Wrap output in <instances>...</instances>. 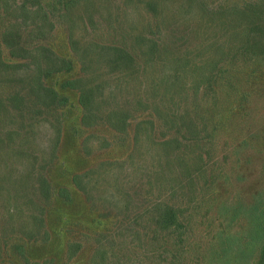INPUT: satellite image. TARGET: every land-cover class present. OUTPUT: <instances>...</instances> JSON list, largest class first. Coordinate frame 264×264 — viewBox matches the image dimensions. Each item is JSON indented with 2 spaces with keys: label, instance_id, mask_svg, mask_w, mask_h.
<instances>
[{
  "label": "rangeland",
  "instance_id": "374dc122",
  "mask_svg": "<svg viewBox=\"0 0 264 264\" xmlns=\"http://www.w3.org/2000/svg\"><path fill=\"white\" fill-rule=\"evenodd\" d=\"M149 1L90 0V6L87 3L78 10L90 23L89 32L78 19L76 36L121 44L123 31L145 30L148 19L156 15V25L167 44V17L190 20L194 28L201 14L195 9L187 13L189 9L167 8V0H154L156 5L149 7ZM250 1L201 3L211 12ZM11 3L0 0V32L13 16L5 10ZM182 13H187L186 17ZM53 22V32L45 44L74 65L71 74L44 78L46 86L67 98L66 105L55 113L39 112L41 104L36 93H31L34 90L29 91L23 72L25 60L12 59L0 41V60L18 62L16 73L0 75V99L5 102L4 108L0 107V264H90L98 232L109 237L100 240L107 259L97 264H165L153 257L154 247L145 237L149 216L135 220L158 195L153 189L157 178H150L149 172L160 167L149 157L156 153L150 152V146L143 144L138 158L127 164L125 171L117 165L111 175L108 171L92 180L88 184L92 202L70 182L71 175L100 162L124 160L132 150L133 126L138 120H153V137H177L185 152L188 169L177 181L169 173L171 167L162 165L179 187L175 194L167 193V201L186 211L185 248L177 264H264V59L244 56L243 62L224 64L232 72L237 66L244 71L232 75L229 83L218 78L192 86L194 79L187 76V91L177 104L167 101V85L159 80L164 75L153 66L132 87L117 90L110 104L119 101L136 108L126 134L119 139L103 122L81 125L77 93L61 88L65 78L79 74L80 66L68 48L64 23L57 17ZM191 40L186 37L182 41L187 46ZM101 63L102 74H107V65L104 60ZM163 69L167 74L171 67ZM139 98L143 103L134 104ZM155 104L160 120L152 113ZM172 112L181 118L167 119ZM193 163L199 172H193ZM42 178L48 183L47 193L39 188ZM60 187L69 190L70 201L57 198Z\"/></svg>",
  "mask_w": 264,
  "mask_h": 264
},
{
  "label": "trees",
  "instance_id": "16d2710c",
  "mask_svg": "<svg viewBox=\"0 0 264 264\" xmlns=\"http://www.w3.org/2000/svg\"><path fill=\"white\" fill-rule=\"evenodd\" d=\"M89 1L11 0L12 3L5 8L6 13H12L13 16L0 32V41L12 59L25 60L23 72L29 91L34 90L31 93H36L35 98L39 99L41 106L38 109L41 114L42 110L46 114L52 111L55 113L67 103L65 96L44 84V78L56 74L68 75L74 70L71 59L55 53L45 44L46 39L53 32L55 17L64 23L68 48L80 66L79 74L65 78L61 88L77 93V101L82 110L80 118L82 126L89 127L97 122H103L119 139L126 134L131 113L136 108L135 106L129 108L119 101L113 106L110 104L116 97L117 90L121 87L124 89L132 87V83L140 75L151 72L153 66L159 67L164 75L159 80L164 87L167 85V101L177 104L187 91V76L194 79L192 86L209 83L218 78L229 83L230 77L244 71L237 66L232 72L224 68V64L229 62L234 65L238 60L243 62L244 56L248 59H264V0H252L242 6H220L211 12L203 8L202 0H167V8L182 12L189 9L187 13L193 9L201 12L194 28L190 20L177 21L175 15L171 19L167 17V44H165L163 38L165 34L156 25L158 18L152 15L145 30L123 31L121 44L116 45L102 44L76 36L74 26L78 19L86 32L88 28L90 29V23L78 14L80 7L86 6ZM154 2L151 0L147 4L149 7H154L156 5ZM18 13L22 15L21 18ZM187 13L182 14L186 17ZM87 18L90 19L92 16L88 15ZM175 25L182 28H174ZM216 30L220 33L216 34ZM210 32L214 36H211ZM155 33L159 34L154 36ZM186 37L192 39L187 46L182 41ZM102 60L109 69L107 74H102V68L99 67L102 65ZM166 65L171 67L167 74L163 69ZM93 66L97 68L93 69ZM17 67L18 62L5 63L0 60V75L3 73L12 75L16 73ZM150 86L151 84L146 87L145 92L150 90ZM141 98L134 100V104L143 103ZM3 103L5 102L0 99L1 108L5 106ZM158 110L156 105L155 112L152 113L157 120H160ZM178 118L180 119L181 116L174 112L167 114V119L170 121ZM55 119L59 122L57 116ZM153 129V120L136 121L132 132V150L124 160L100 162L81 173L71 175L70 182L85 200L92 202L88 190V184L92 180L108 171V176L111 175L117 165L122 166L125 171L128 168L127 164L132 165L134 158H138L142 145L147 148L150 146V152L156 153L149 157L153 162H158L160 167L149 172L150 178L160 179V181L156 179L153 186V189H157L158 195L143 213L135 217V220L141 221L144 215L149 216L146 222L149 232L145 237L148 236V244L154 247L153 257L159 258L161 263L177 264L185 248L186 211L180 207V204L167 201V193L175 194L178 186L173 182V178L167 176L162 165L171 167L169 173L176 181L188 168L185 164V152L181 150L183 145L179 139L163 137L157 140L153 137ZM58 135L59 133L57 138ZM192 166H194L193 172L200 171L197 163H193ZM150 181L148 179L147 184L151 186ZM39 188L42 192H49L48 183L44 178ZM56 196L64 202L71 200L69 190L65 187L58 188ZM47 197L49 196H45ZM104 235L106 234L99 232L95 235L96 245L89 259L90 264H97L99 260L107 259L100 244V240L109 237ZM108 235H111V232ZM71 248L72 246H69V250H72Z\"/></svg>",
  "mask_w": 264,
  "mask_h": 264
}]
</instances>
